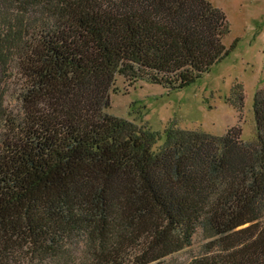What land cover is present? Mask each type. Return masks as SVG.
Here are the masks:
<instances>
[{
    "label": "trees",
    "instance_id": "16d2710c",
    "mask_svg": "<svg viewBox=\"0 0 264 264\" xmlns=\"http://www.w3.org/2000/svg\"><path fill=\"white\" fill-rule=\"evenodd\" d=\"M230 31L208 0H0V88L20 84L17 113L0 93V264H168L199 230L185 264H264V88L250 142L169 127L158 145L108 112L118 76L189 86Z\"/></svg>",
    "mask_w": 264,
    "mask_h": 264
},
{
    "label": "rangeland",
    "instance_id": "374dc122",
    "mask_svg": "<svg viewBox=\"0 0 264 264\" xmlns=\"http://www.w3.org/2000/svg\"><path fill=\"white\" fill-rule=\"evenodd\" d=\"M208 1L222 9L230 22L225 45L229 48L237 40L228 56L181 89L147 81L131 84L118 76L111 91L108 112L160 132L158 145L169 127L223 136L229 128L240 126L245 142L256 139L254 99L264 88V0ZM19 87L18 77L13 76L0 88L5 106L13 113L20 108ZM207 241L199 230L192 246L168 257L167 263L185 264L203 252Z\"/></svg>",
    "mask_w": 264,
    "mask_h": 264
}]
</instances>
